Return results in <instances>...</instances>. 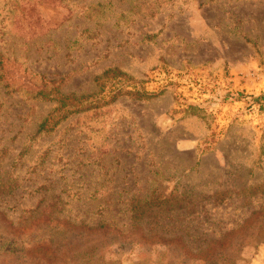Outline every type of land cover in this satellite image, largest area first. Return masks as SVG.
<instances>
[{
    "label": "rangeland",
    "instance_id": "1",
    "mask_svg": "<svg viewBox=\"0 0 264 264\" xmlns=\"http://www.w3.org/2000/svg\"><path fill=\"white\" fill-rule=\"evenodd\" d=\"M263 93L264 0H0L13 264H264Z\"/></svg>",
    "mask_w": 264,
    "mask_h": 264
},
{
    "label": "trees",
    "instance_id": "2",
    "mask_svg": "<svg viewBox=\"0 0 264 264\" xmlns=\"http://www.w3.org/2000/svg\"><path fill=\"white\" fill-rule=\"evenodd\" d=\"M112 72L111 69L106 70L103 73V77H108L109 74ZM135 93V92H133ZM37 94L39 96L42 97H49V98H55L58 101V105L56 106L55 110L51 111L47 117H45V119L42 121L41 125H40V130H51L52 128H54L59 122H61L64 118L68 117L70 114L78 111L79 109H81L82 106V102H81V98H83V96H78L75 93H63L57 89L51 90L50 92H45L44 90H39L37 92ZM138 95V97L142 96V95H146L145 93H141V92H137L136 93ZM116 96H114L115 98ZM113 98V97H112ZM260 99H263L264 101V93L261 94L259 96ZM1 191V190H0ZM7 237H9V235L7 234V232H2L0 234V240L3 242V244H8V247L6 248V250L4 251V258L2 259V263L3 264H13L15 261V256L13 254V249H12V242L13 239L9 240ZM18 259L20 260H36L35 262L37 264H43L40 263V261L44 260L43 256H29V255H21L18 257ZM38 261V262H37Z\"/></svg>",
    "mask_w": 264,
    "mask_h": 264
}]
</instances>
